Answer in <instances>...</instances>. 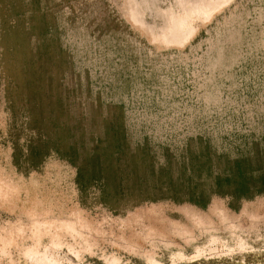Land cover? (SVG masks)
I'll return each instance as SVG.
<instances>
[{"label":"rangeland","instance_id":"obj_1","mask_svg":"<svg viewBox=\"0 0 264 264\" xmlns=\"http://www.w3.org/2000/svg\"><path fill=\"white\" fill-rule=\"evenodd\" d=\"M140 1L0 0V264H264V0Z\"/></svg>","mask_w":264,"mask_h":264},{"label":"bare ground","instance_id":"obj_2","mask_svg":"<svg viewBox=\"0 0 264 264\" xmlns=\"http://www.w3.org/2000/svg\"><path fill=\"white\" fill-rule=\"evenodd\" d=\"M218 2L219 0H176L175 10H169L162 15L165 25L160 33V38L171 43L182 42L190 32L188 22L193 14L206 12ZM154 7V0H142L133 7L132 13L139 18L143 15V12L153 10ZM31 259L33 264H66L59 259L51 247L34 254Z\"/></svg>","mask_w":264,"mask_h":264}]
</instances>
